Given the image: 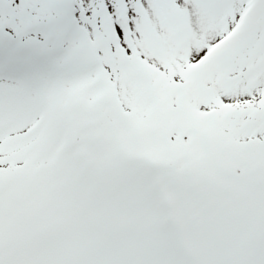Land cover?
I'll list each match as a JSON object with an SVG mask.
<instances>
[{
	"label": "snow or ice",
	"instance_id": "obj_1",
	"mask_svg": "<svg viewBox=\"0 0 264 264\" xmlns=\"http://www.w3.org/2000/svg\"><path fill=\"white\" fill-rule=\"evenodd\" d=\"M0 264H264V0H0Z\"/></svg>",
	"mask_w": 264,
	"mask_h": 264
}]
</instances>
